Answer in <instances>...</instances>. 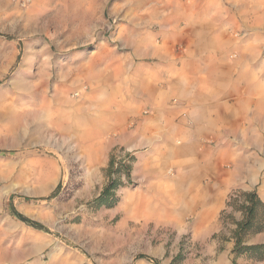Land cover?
I'll list each match as a JSON object with an SVG mask.
<instances>
[{"label": "rangeland", "instance_id": "rangeland-1", "mask_svg": "<svg viewBox=\"0 0 264 264\" xmlns=\"http://www.w3.org/2000/svg\"><path fill=\"white\" fill-rule=\"evenodd\" d=\"M220 8L227 23H264V0H0V205L11 199L36 207L48 232L23 224L55 244L42 260L61 248L83 264H156L140 256L158 264H233L234 242L213 239L222 230L230 237L231 225L219 222L220 231L210 234L194 217L175 225L125 222L119 204L135 183L118 191L115 208L91 207L107 183L105 170L102 180L84 174L81 146L66 135L75 127L65 116L71 107L56 101L114 89V72L134 36L179 46L180 31ZM234 37L249 38L242 30ZM59 185V196L47 200ZM236 189H256L264 199V176L255 187L228 188L229 194Z\"/></svg>", "mask_w": 264, "mask_h": 264}, {"label": "crops", "instance_id": "crops-1", "mask_svg": "<svg viewBox=\"0 0 264 264\" xmlns=\"http://www.w3.org/2000/svg\"><path fill=\"white\" fill-rule=\"evenodd\" d=\"M194 26L180 31L179 46L134 36L114 72V89L56 101L71 107L65 116L75 127L66 135L81 146L85 175L102 180L115 148L135 154L137 189L119 204L125 222L175 225L194 217L215 234L228 188L255 187L264 176V23H227L220 8L195 18ZM237 30L249 38H235ZM15 212L43 223L26 202L0 205V264H83L61 248L42 260L55 244ZM248 241L263 244L264 233Z\"/></svg>", "mask_w": 264, "mask_h": 264}, {"label": "trees", "instance_id": "trees-1", "mask_svg": "<svg viewBox=\"0 0 264 264\" xmlns=\"http://www.w3.org/2000/svg\"><path fill=\"white\" fill-rule=\"evenodd\" d=\"M136 161V156L133 153L125 152L123 148L113 150L109 165L105 169L107 183L100 195L91 201V207L100 210L113 209L118 205L120 202L118 191L134 185L132 172ZM61 188L62 186L59 185L47 200L57 198ZM14 215L27 226L37 231L48 232L40 223L31 221L17 212ZM219 222L224 228L228 225L233 228L230 229V237L224 236L223 230L213 236V239H218L221 242H234L233 264H236V260L240 257H245L253 262H264V243L248 244L250 238L264 233V202L256 189L253 191L233 190L228 195L226 208L221 212ZM139 258L151 260L158 264V261L146 256Z\"/></svg>", "mask_w": 264, "mask_h": 264}, {"label": "bare ground", "instance_id": "bare-ground-1", "mask_svg": "<svg viewBox=\"0 0 264 264\" xmlns=\"http://www.w3.org/2000/svg\"><path fill=\"white\" fill-rule=\"evenodd\" d=\"M65 103V102H64ZM73 109V108H72ZM59 111V110H58ZM76 111V110H75ZM62 112V111H61ZM67 111H65V113H66ZM66 115V114H65ZM68 115L70 116V113H68ZM59 117V113H57L56 111L54 112V114H53V119H54V121L57 119ZM89 134V133H88ZM139 213V212H138Z\"/></svg>", "mask_w": 264, "mask_h": 264}]
</instances>
